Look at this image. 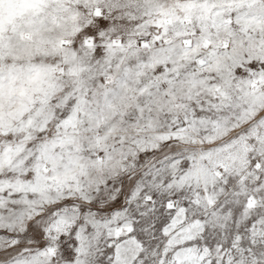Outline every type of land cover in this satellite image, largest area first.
Listing matches in <instances>:
<instances>
[{
  "label": "snow or ice",
  "instance_id": "6c2138e0",
  "mask_svg": "<svg viewBox=\"0 0 264 264\" xmlns=\"http://www.w3.org/2000/svg\"><path fill=\"white\" fill-rule=\"evenodd\" d=\"M0 264H264V0H0Z\"/></svg>",
  "mask_w": 264,
  "mask_h": 264
}]
</instances>
